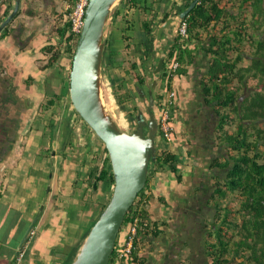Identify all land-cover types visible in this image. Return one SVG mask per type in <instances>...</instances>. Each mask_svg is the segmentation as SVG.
Masks as SVG:
<instances>
[{"label":"trees","instance_id":"16d2710c","mask_svg":"<svg viewBox=\"0 0 264 264\" xmlns=\"http://www.w3.org/2000/svg\"><path fill=\"white\" fill-rule=\"evenodd\" d=\"M64 1L74 6L78 0ZM193 1L183 0L184 8L177 16ZM167 2L170 0H121L111 16L103 65L110 69L117 104L131 118L137 109H128L134 102L129 86L145 87L146 78L152 74L149 60L158 31L155 21L159 8ZM13 9L14 0H9L6 17ZM171 10L163 16V23L172 16ZM54 12L59 16L56 8ZM70 12L66 13L67 20L59 16V23H64L58 36L64 44V54L73 60L80 35L71 32ZM183 21L188 24L187 34L183 37L178 33L169 51V58L178 68L163 80L168 95L175 94L173 104L163 103V112H170L172 139L167 142L163 135L162 139L164 143L181 144L191 157L193 142L184 132L189 129L186 118L194 113H213L215 141L226 148L227 157L215 158L209 164L211 170L222 171L225 176H215L207 202L215 209L213 219L204 222L202 246L207 263L264 264V0H200ZM199 53L209 59V67L200 80V91L183 103L175 80L189 76ZM58 58L59 55L54 56L51 64ZM178 112L181 114L177 115ZM178 165L175 152L158 151L150 164L147 185L121 229L122 233L138 221L140 228L133 251L119 257L128 242L129 229L123 244L120 233L110 264L147 263L143 254L148 240L162 234L160 223L151 221V213L146 209L155 197L152 185L159 174L169 171L183 187L184 176ZM103 179L115 184L114 174L107 167L103 168ZM160 202L167 204L165 197ZM108 205L104 203L97 212L103 213ZM74 261L70 259L68 264Z\"/></svg>","mask_w":264,"mask_h":264},{"label":"flooded vegetation","instance_id":"af4514ba","mask_svg":"<svg viewBox=\"0 0 264 264\" xmlns=\"http://www.w3.org/2000/svg\"><path fill=\"white\" fill-rule=\"evenodd\" d=\"M16 1L14 0V8ZM33 1L35 0L24 2ZM60 1L62 0H40L39 4L42 9L46 5L57 9ZM8 5L9 0H0V28L14 11L13 9L6 17ZM183 8V0H170L159 8V16L155 21L158 31L164 24L163 16L173 9L169 19L173 18L174 21L171 28L167 29L173 31L170 44L159 47L158 44L164 40L155 38L153 56L149 60L152 69L150 79L143 88L137 84L133 85L145 91V99L135 92L134 102L128 108L134 111L133 107H136L134 117L131 118L128 114L124 128L118 125L122 131L132 134L139 126L138 115L142 113L145 118L144 134L149 137L152 131L156 132L158 151L164 143L161 117L163 103H166L168 98V90L165 89L163 80L170 78L171 70L175 72L174 66L177 63L169 58V51L174 44L173 37L178 34L176 30L179 17L188 9H184L177 16ZM67 11L65 8L59 16H65L63 19L67 20ZM27 12L31 16L34 15L30 9ZM20 16H23L22 13ZM20 16L17 15L15 19L20 20ZM59 16L56 15L46 30L27 34L26 28L23 33L17 30L18 24L23 20L21 18L18 23L14 24L12 21L0 32V208L5 205V193L10 188L15 187L19 191H22L23 185L29 188L30 196L24 203L20 201V192L9 195L11 204L15 202L19 209L11 234L13 233L14 239L20 241L38 215L40 222L41 208L45 209L48 202L53 201L55 206L69 208L75 201L85 205L86 199L81 200L82 197H92V203H96L94 198L98 197L96 209L99 210L104 203H110L115 188V184L111 185L107 179H103V168L107 167L109 172H113L109 151L105 143L77 113L71 100L73 60L63 52L65 47L58 36V29L64 22L59 23ZM56 55L60 58L51 64ZM161 61L163 66L160 73L153 75ZM57 75L62 77L58 78ZM155 80L157 86L153 90L152 84ZM151 91L154 97L152 104ZM160 96L163 97L162 100ZM21 172L25 173V179L20 185H13L12 175L17 176ZM32 179L34 182L31 184ZM38 190L42 192V199L35 203V214L28 224L25 219L26 210L36 202L34 191ZM173 191L165 196L166 205L154 204L152 199L149 201L151 221L160 223L162 234L148 240L143 254L148 259L146 264H182V252L186 247H191L188 249L190 253L185 254L183 258L188 264H203L204 260L205 264H208L204 251H200L196 244L197 235L188 224L189 213L193 211L191 199H187L183 207L178 208L177 203L181 200L182 193ZM178 194L180 200L177 198ZM186 203L188 208H185ZM101 215L102 213L99 217ZM95 216L90 214L88 223L95 224L99 219L98 217L96 220ZM22 226L27 227L21 231ZM39 237L40 234H36L33 241L36 242Z\"/></svg>","mask_w":264,"mask_h":264},{"label":"water","instance_id":"95a60500","mask_svg":"<svg viewBox=\"0 0 264 264\" xmlns=\"http://www.w3.org/2000/svg\"><path fill=\"white\" fill-rule=\"evenodd\" d=\"M200 0H194L179 19L184 20L198 5ZM121 0H90L86 10L84 25L80 33L75 51L71 71V100L77 113L95 134L105 143L109 151L115 177L113 197L94 227L91 229L77 259L73 264H110L118 237L128 212L135 204L139 193L148 182L151 162L156 160L158 142L156 132L152 131L149 137L144 134L145 118L138 115L139 126L132 134L120 129L114 118L106 112L102 99V67L107 47L106 28L115 7ZM28 9L34 12L32 18L39 16L42 9L39 2L23 3L17 0L14 11L0 28L3 31L18 13L24 16L18 29L24 31L27 27L25 17L29 16ZM15 19V20H14ZM174 19L164 23L157 35L161 40L163 33L171 28ZM163 61L160 62L153 75L160 73ZM157 86L153 81L152 89ZM131 94L136 97L137 92L145 99V91L139 87H130ZM154 97L150 92V103ZM44 207L41 208V219L44 216ZM40 215L31 223L22 238L18 250L27 243L32 231L39 223ZM40 219V221H41ZM22 223V222H21Z\"/></svg>","mask_w":264,"mask_h":264},{"label":"rangeland","instance_id":"374dc122","mask_svg":"<svg viewBox=\"0 0 264 264\" xmlns=\"http://www.w3.org/2000/svg\"><path fill=\"white\" fill-rule=\"evenodd\" d=\"M39 3H40V0H39ZM57 9L59 13L65 9L63 0L60 1V3H58ZM56 14H57L56 12L52 13L50 10H48L47 5H46L39 12L38 20L36 21L29 20L28 23L29 22L30 24L33 23L35 27L45 26L43 29L46 30L49 24L56 18ZM23 17L20 16V20L16 19L15 22L18 23L19 21H21V18ZM110 21H111V18H110ZM109 25H110V22L106 28V36H108V33H109ZM160 51L162 52L163 48H161ZM109 72H110V69H108L107 67L103 65L102 67V97L104 100L103 101L104 107L106 109V112L114 118L116 123L122 128H124V125L126 124V119L128 118V113L127 111L123 110L117 104V101L115 100L114 86H113L114 83H113V80L110 78ZM62 76L57 75L58 78H61ZM212 115L213 113H210V112L207 114L203 112L200 115L198 114L196 115V113H194L193 115L188 116V119L186 118L185 125L189 129H185L184 132L187 133L188 139L190 140L191 138L190 141L193 142V146L190 147L192 151L191 157L187 155V150L183 148L181 144L180 145L178 144L177 146V145H174L173 143L171 144L163 143L160 146L161 148L160 150L162 149L172 150L178 155V160H179L178 167H179V172L183 174L184 176V185L183 187L179 186L176 177L169 171H166L163 174H159V175H162L163 179H162V183H160L158 186H164L168 189V185L171 184L169 188V192L171 190H174L175 193H178V192L182 193L181 200H180L179 194L177 195V198L179 197L180 201L184 200V202L178 201L177 203L178 208L183 207V204L186 202L187 199H191L190 205L192 206L193 211L189 213L188 224H189V227H192L193 233L197 235L196 244L199 247L200 251L202 252H203V246H204L203 236L205 234L204 222L205 220L213 219L214 214H215V209L210 208L207 205L209 196L211 195L213 191L212 181L214 180L215 176H221V177L225 176V173L222 171L211 170V168H209V164L215 158L224 160L227 157L226 148H224V146H219L215 141L214 132H213L215 123H213L214 121H213ZM210 118L211 120L209 121ZM154 184L155 182L153 183V185ZM195 190H198V191H195ZM82 199L84 200L86 199L85 205H82L81 202H76V201L73 203V206L77 205L78 207L81 208L82 213L80 210H78L79 212H76V213L71 212L72 218L74 219L73 222L75 223V226H74L75 229L74 231L71 230L69 234V237H70L69 240L71 243L68 245L64 243L62 245V248H59L63 252H66V251L69 252L71 249L78 250V247L83 244L82 242L78 243V241L81 239L82 236H85L86 234L90 233L91 229L94 227L96 223L95 224L89 223L86 226L82 227L83 224L88 223V220L90 219V214L96 215L95 216L96 220L100 215L97 213L98 210L96 209L98 201H99L98 197L94 198L96 203H92L93 198L90 196H87L86 198L82 197L81 200ZM185 208H188L187 203H186ZM78 221H83L82 226L77 224ZM12 244H13V250L19 252L20 250L18 251V248H19L20 243H17L16 241H14ZM69 247H71V249H69ZM189 248L191 247H186L182 252L183 254V257H181L182 264H188V261L183 258L185 257V254L190 253V250H188ZM24 259L27 260L28 258L25 257ZM202 263L205 264L206 261L204 260V262Z\"/></svg>","mask_w":264,"mask_h":264},{"label":"crops","instance_id":"0c3cea01","mask_svg":"<svg viewBox=\"0 0 264 264\" xmlns=\"http://www.w3.org/2000/svg\"><path fill=\"white\" fill-rule=\"evenodd\" d=\"M25 0H22V4ZM64 1V0H63ZM65 2V1H64ZM26 3V2H25ZM47 9L50 10L52 13L54 12V9L52 6H47ZM53 9V11H52ZM23 17V16H22ZM26 18L27 22V34H30L35 31H42L44 30L43 27L37 26L35 27L34 24L28 23L29 20H38V16L32 18L31 15H29ZM161 19V16L159 17ZM157 25V24H156ZM178 32V25L177 30ZM173 34V31H165L163 34L162 39L164 41L160 42L158 45L159 47L167 46L170 44L171 35ZM176 35V33H175ZM176 37V36H175ZM173 37V38H175ZM151 65V64H150ZM209 67V59L205 57L203 53L198 54V59L196 64L190 68V74L188 77L179 79L176 78L175 80V89L179 92L180 96L184 98L183 103L187 100L190 101L191 97L193 95H196V92L198 93L200 91V80L204 77V75L207 73ZM150 79V76L146 78V82ZM181 113L178 112L177 115H180ZM184 136V135H183ZM192 173V172H191ZM25 173L21 172L20 174H17V176L12 175V182L17 183L20 185V183L25 179ZM162 175H158L155 184L152 187L153 195H155V199H152V203L158 204L160 202V198L167 196L171 191L169 192V188L171 186L168 185V189L164 186H158L160 183H162ZM33 183L34 180L32 179L30 183ZM31 183V184H32ZM41 187V186H40ZM22 191L16 190L14 188H10L9 191L5 193L4 198V206L0 208V264H67V262L70 259H76L78 254L81 251V248L84 244V242L87 239L88 234L85 236H82L81 239L78 241L82 242L83 244L78 247V250L71 249L69 252H63L59 248H62V245L65 243L66 245L70 244L69 240V234L71 230L74 231L75 229V223L73 222L74 219L72 218V213L79 212L78 210H82L78 206H71L67 208H63L60 206L53 205V201L48 202V205L45 208L44 216L41 219L39 223H37L35 227L36 234H40L39 239L35 242L32 240L30 245L28 246L26 258L27 260L23 259L21 262H17L18 252L13 250V242L16 241L17 243H20L21 241L19 239H14L11 232L13 229V226L15 225L17 213L19 212V209L14 202L13 205L10 202V196L11 194H14L18 191L20 192V201L24 203V200L28 199L30 196V190L26 185H23L21 188ZM35 194V201L32 206H29V209L26 210V221H30V218L33 217L35 214V203L39 202L42 199V192L40 190L34 191ZM33 198V199H34ZM8 199V200H7ZM153 207V206H152ZM149 211L151 210V207L148 206ZM4 219H6V223L4 224ZM94 223V222H91ZM90 223V224H91ZM29 224V223H28ZM79 225L82 226L83 221H78ZM89 223H85L86 226ZM27 226L20 227L21 231H23ZM84 227V226H82ZM14 231V230H13ZM39 232V233H38ZM128 232L127 229H124L121 233V243L123 244L125 242V238L127 236ZM29 241V240H28ZM27 241V243H28ZM35 242V243H34ZM26 243V245H27ZM4 246V248H3ZM17 247V246H15ZM3 248V250H2ZM68 248V247H67ZM19 251V250H18ZM16 256V257H13Z\"/></svg>","mask_w":264,"mask_h":264},{"label":"built area","instance_id":"2783aa9c","mask_svg":"<svg viewBox=\"0 0 264 264\" xmlns=\"http://www.w3.org/2000/svg\"><path fill=\"white\" fill-rule=\"evenodd\" d=\"M90 0H78L76 2V4L73 6L71 5V3L69 1L65 2V8L70 11L69 14V19L72 23V28H71V32L73 34L76 35H80L81 30L83 28L84 25V19H85V14H86V10L87 7L89 5ZM187 28H188V24L186 21H181L180 26H179V34L181 36H186L187 34ZM178 68V64H175L174 66V70H176ZM174 97L175 94L171 93L170 95H168L167 98V103L168 104H173L174 102ZM161 129H162V135L164 137V140H166L167 142H170L172 139V131H173V127L170 123V112L168 110L164 111L161 117ZM139 223L138 221H136L133 224H130V236L128 239V242L126 243V245L124 246V249L120 252L119 257L123 258L126 255H129L132 253L133 248H134V240L135 237L138 236V231H139ZM36 235L35 230L32 231L30 237H29V241L27 243V245H25L22 250L19 253V256L17 257V262H21L27 253V248L30 245V243L32 242V240L34 239Z\"/></svg>","mask_w":264,"mask_h":264},{"label":"clouds","instance_id":"9594fccd","mask_svg":"<svg viewBox=\"0 0 264 264\" xmlns=\"http://www.w3.org/2000/svg\"><path fill=\"white\" fill-rule=\"evenodd\" d=\"M180 20V19H179ZM180 21H183V20H180ZM180 21H179V25H178V31H179V26H180ZM179 33V32H178ZM35 230V229H34ZM29 240V239H28Z\"/></svg>","mask_w":264,"mask_h":264},{"label":"bare ground","instance_id":"6f19581e","mask_svg":"<svg viewBox=\"0 0 264 264\" xmlns=\"http://www.w3.org/2000/svg\"><path fill=\"white\" fill-rule=\"evenodd\" d=\"M102 99H103V97H102ZM104 101V100H103ZM104 103V102H103Z\"/></svg>","mask_w":264,"mask_h":264}]
</instances>
